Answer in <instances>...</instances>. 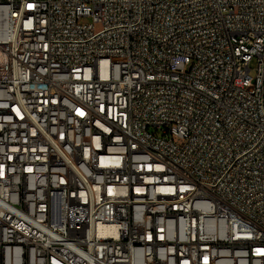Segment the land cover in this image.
Returning a JSON list of instances; mask_svg holds the SVG:
<instances>
[{
	"label": "built area",
	"instance_id": "2783aa9c",
	"mask_svg": "<svg viewBox=\"0 0 264 264\" xmlns=\"http://www.w3.org/2000/svg\"><path fill=\"white\" fill-rule=\"evenodd\" d=\"M0 264H264V0H0Z\"/></svg>",
	"mask_w": 264,
	"mask_h": 264
},
{
	"label": "rangeland",
	"instance_id": "374dc122",
	"mask_svg": "<svg viewBox=\"0 0 264 264\" xmlns=\"http://www.w3.org/2000/svg\"><path fill=\"white\" fill-rule=\"evenodd\" d=\"M249 66H250L249 74H250L251 77H254L255 76V73H256V70H255V68H256V61L255 60H252L250 62V65Z\"/></svg>",
	"mask_w": 264,
	"mask_h": 264
}]
</instances>
